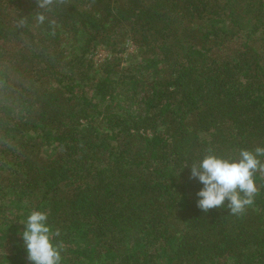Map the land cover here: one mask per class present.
<instances>
[{"label": "trees", "instance_id": "obj_1", "mask_svg": "<svg viewBox=\"0 0 264 264\" xmlns=\"http://www.w3.org/2000/svg\"><path fill=\"white\" fill-rule=\"evenodd\" d=\"M117 32L137 62L96 63ZM257 147L264 0H0V264H32L34 210L61 264H264V174L205 213L190 167Z\"/></svg>", "mask_w": 264, "mask_h": 264}, {"label": "clouds", "instance_id": "obj_2", "mask_svg": "<svg viewBox=\"0 0 264 264\" xmlns=\"http://www.w3.org/2000/svg\"><path fill=\"white\" fill-rule=\"evenodd\" d=\"M41 9H48L56 2L63 0H36ZM36 19L44 23L46 17L38 13ZM258 157H264V147L254 151L241 150L237 160L206 155L201 161L191 164V178L198 179L203 184L198 192L200 198L197 207L207 213L212 209L227 207L231 215H242L248 206L254 203L258 193L254 177L256 173L264 174V162ZM21 233L32 264H61L62 244L54 243V236H59V230L52 233L48 226V215L41 211H32Z\"/></svg>", "mask_w": 264, "mask_h": 264}, {"label": "rangeland", "instance_id": "obj_3", "mask_svg": "<svg viewBox=\"0 0 264 264\" xmlns=\"http://www.w3.org/2000/svg\"><path fill=\"white\" fill-rule=\"evenodd\" d=\"M122 36L123 35L120 32H117L114 35L113 39L116 40L118 43L115 47H110V50L106 46L99 47L93 54L95 62L99 64L101 62L106 61L111 56L110 51L115 49V51H122L121 55L123 58V65L127 66L132 62L136 63L138 60L137 48L132 43L129 42L123 43L124 40H122ZM65 48H66V53H70L72 46L71 44H65ZM124 89H128V87L125 86ZM140 91H142V88H140ZM261 260L264 261V257Z\"/></svg>", "mask_w": 264, "mask_h": 264}]
</instances>
